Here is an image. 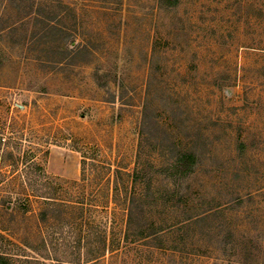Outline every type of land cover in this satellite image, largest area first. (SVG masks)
Wrapping results in <instances>:
<instances>
[{
    "label": "rangeland",
    "instance_id": "374dc122",
    "mask_svg": "<svg viewBox=\"0 0 264 264\" xmlns=\"http://www.w3.org/2000/svg\"><path fill=\"white\" fill-rule=\"evenodd\" d=\"M0 144L12 264H264V0H0Z\"/></svg>",
    "mask_w": 264,
    "mask_h": 264
},
{
    "label": "trees",
    "instance_id": "16d2710c",
    "mask_svg": "<svg viewBox=\"0 0 264 264\" xmlns=\"http://www.w3.org/2000/svg\"><path fill=\"white\" fill-rule=\"evenodd\" d=\"M4 145H6V143H4ZM7 153L9 152L5 150L4 154H7ZM195 163H196V156L192 153H186V154L181 155L176 160V162H174L173 170L175 174L177 175L186 176L193 170ZM102 241H103L102 242L103 245L106 247V243H107L106 236L102 237ZM0 264H12V263H11V260L7 256L0 254Z\"/></svg>",
    "mask_w": 264,
    "mask_h": 264
}]
</instances>
